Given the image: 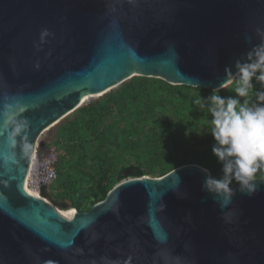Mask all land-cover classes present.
Segmentation results:
<instances>
[{"label":"water","instance_id":"1","mask_svg":"<svg viewBox=\"0 0 264 264\" xmlns=\"http://www.w3.org/2000/svg\"><path fill=\"white\" fill-rule=\"evenodd\" d=\"M261 42L264 0H0V264H264L261 179L222 207L198 166L126 170L64 216L27 187L40 137L90 97L135 76L220 91Z\"/></svg>","mask_w":264,"mask_h":264},{"label":"rangeland","instance_id":"2","mask_svg":"<svg viewBox=\"0 0 264 264\" xmlns=\"http://www.w3.org/2000/svg\"><path fill=\"white\" fill-rule=\"evenodd\" d=\"M234 87L235 80L215 92L235 96ZM255 88L260 90L261 85L255 83ZM213 92L135 76L91 99L38 141L58 153L59 177L50 190L52 205L59 211L76 210V199L84 196L89 208L93 196L104 198L129 168L149 170L148 177L157 179L195 165L221 177V165L211 151V117L195 103ZM95 103L108 112L91 119L86 109ZM258 179L264 180V173H258Z\"/></svg>","mask_w":264,"mask_h":264},{"label":"clouds","instance_id":"3","mask_svg":"<svg viewBox=\"0 0 264 264\" xmlns=\"http://www.w3.org/2000/svg\"><path fill=\"white\" fill-rule=\"evenodd\" d=\"M235 68V96H221L214 91L195 101L211 117V151L222 172L217 178L201 168L205 172L201 188L218 197L222 207L229 205L235 195L233 181L241 194L251 197L259 190L257 174L264 173V42L238 60ZM254 82L261 85L260 90ZM23 127L19 125L18 131Z\"/></svg>","mask_w":264,"mask_h":264},{"label":"built area","instance_id":"4","mask_svg":"<svg viewBox=\"0 0 264 264\" xmlns=\"http://www.w3.org/2000/svg\"><path fill=\"white\" fill-rule=\"evenodd\" d=\"M58 163V153L55 147H48L44 143L36 145L27 178V187L30 192L41 196L42 190L46 189L50 196V190L59 177Z\"/></svg>","mask_w":264,"mask_h":264},{"label":"trees","instance_id":"5","mask_svg":"<svg viewBox=\"0 0 264 264\" xmlns=\"http://www.w3.org/2000/svg\"><path fill=\"white\" fill-rule=\"evenodd\" d=\"M86 111L88 112L90 118L94 119L96 117H100L101 118L104 114H106L108 112V108H105V107L101 108L98 103H95V104H90L88 106V108L86 109ZM128 170L131 172V177L132 178H142V177H148L150 175V171L149 170H142V169H139V168H129ZM123 172H121V174L119 176L120 182L123 180V177H122V173ZM107 194L105 195V197L107 196ZM105 197L104 198H101V197L99 198L96 195L93 196V198L91 197L94 200V203L89 208H85V203H84L85 197L84 196H82V197L79 196L76 199V202H75V209L78 212H86V211L90 210L91 207H93L97 203H99L102 200H104Z\"/></svg>","mask_w":264,"mask_h":264},{"label":"bare ground","instance_id":"6","mask_svg":"<svg viewBox=\"0 0 264 264\" xmlns=\"http://www.w3.org/2000/svg\"><path fill=\"white\" fill-rule=\"evenodd\" d=\"M233 81V80H232ZM231 81V82H232ZM230 82V83H231ZM229 83V84H230ZM94 98H97L96 96H94V97H90L89 99H87L84 103H82V106L84 105V104H86L87 102H89L91 99H94ZM33 157V156H32ZM34 196H35V198H39V199H41L42 197L40 196V195H38L37 193H33V192H31ZM60 213L64 216V215H68V214H72V213H75V210H67V211H60Z\"/></svg>","mask_w":264,"mask_h":264}]
</instances>
